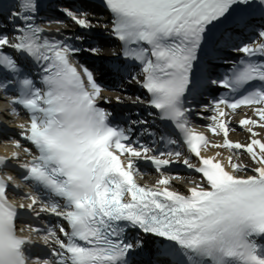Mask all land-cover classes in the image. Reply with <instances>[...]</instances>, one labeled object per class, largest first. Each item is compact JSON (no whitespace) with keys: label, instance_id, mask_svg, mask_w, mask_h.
<instances>
[{"label":"snow or ice","instance_id":"6c2138e0","mask_svg":"<svg viewBox=\"0 0 264 264\" xmlns=\"http://www.w3.org/2000/svg\"><path fill=\"white\" fill-rule=\"evenodd\" d=\"M0 101V264H264V0H0Z\"/></svg>","mask_w":264,"mask_h":264},{"label":"bare ground","instance_id":"6f19581e","mask_svg":"<svg viewBox=\"0 0 264 264\" xmlns=\"http://www.w3.org/2000/svg\"><path fill=\"white\" fill-rule=\"evenodd\" d=\"M2 101H0V106H2ZM245 136H246V134L243 132V131H241L240 129H237V131L235 132V133H232L231 134V138L232 139H240V140H244L245 139ZM209 154H211V153H209ZM228 153H227V151L225 150V155H227ZM186 182V181H185Z\"/></svg>","mask_w":264,"mask_h":264}]
</instances>
